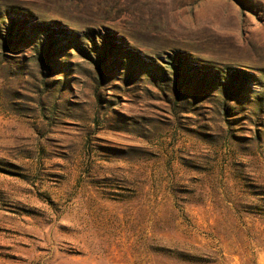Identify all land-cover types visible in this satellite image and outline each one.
Segmentation results:
<instances>
[{
  "label": "rangeland",
  "instance_id": "374dc122",
  "mask_svg": "<svg viewBox=\"0 0 264 264\" xmlns=\"http://www.w3.org/2000/svg\"><path fill=\"white\" fill-rule=\"evenodd\" d=\"M0 264H264V0H0Z\"/></svg>",
  "mask_w": 264,
  "mask_h": 264
}]
</instances>
